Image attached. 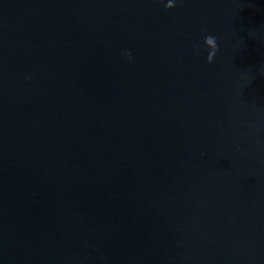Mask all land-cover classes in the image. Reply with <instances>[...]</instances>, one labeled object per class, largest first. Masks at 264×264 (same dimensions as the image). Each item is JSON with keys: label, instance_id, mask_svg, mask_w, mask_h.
<instances>
[{"label": "water", "instance_id": "1", "mask_svg": "<svg viewBox=\"0 0 264 264\" xmlns=\"http://www.w3.org/2000/svg\"><path fill=\"white\" fill-rule=\"evenodd\" d=\"M165 3L0 0V264H264V0Z\"/></svg>", "mask_w": 264, "mask_h": 264}, {"label": "clouds", "instance_id": "2", "mask_svg": "<svg viewBox=\"0 0 264 264\" xmlns=\"http://www.w3.org/2000/svg\"><path fill=\"white\" fill-rule=\"evenodd\" d=\"M165 9H172L176 6V0H167L165 3ZM207 30L205 28L201 29V32L204 33ZM203 45L204 48L207 50L206 62L211 64L214 61V58L219 51L217 45V38L213 35H204L203 36ZM196 54L199 55V46H196ZM129 60H131V53H123Z\"/></svg>", "mask_w": 264, "mask_h": 264}]
</instances>
